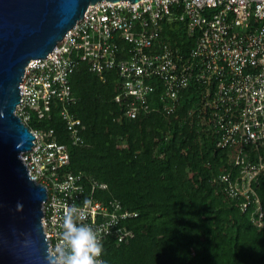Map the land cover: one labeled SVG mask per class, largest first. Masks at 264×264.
Masks as SVG:
<instances>
[{"label": "built area", "instance_id": "built-area-1", "mask_svg": "<svg viewBox=\"0 0 264 264\" xmlns=\"http://www.w3.org/2000/svg\"><path fill=\"white\" fill-rule=\"evenodd\" d=\"M172 20L185 22L195 38L187 52L162 36L163 23ZM82 62L102 77L109 69L118 71L115 101L124 103L132 118L156 108L152 81L160 84L166 114L175 111L183 90L191 84L202 87V113L216 147L229 153L233 165L214 182L264 229L259 193L264 183V0H101L89 5L45 58L26 66L15 112L27 126L33 118L50 117L57 107L72 144H84L83 123L70 109L75 101L70 76ZM29 129L33 145L19 157L30 177L47 189L42 223L49 252L54 254L63 213L73 204L84 213L77 222L92 225L103 248L110 240L132 239L127 220L138 212L125 209L117 198L98 197L106 183L87 186L81 174L66 172L70 153L54 128Z\"/></svg>", "mask_w": 264, "mask_h": 264}, {"label": "trees", "instance_id": "trees-1", "mask_svg": "<svg viewBox=\"0 0 264 264\" xmlns=\"http://www.w3.org/2000/svg\"><path fill=\"white\" fill-rule=\"evenodd\" d=\"M162 36L184 52L195 43L179 20L163 23ZM120 80L116 69L102 77L86 62L71 74L75 101L70 109L83 123L84 144H72L57 107L50 117L28 123L55 129L70 153L66 172L81 174L87 186L106 183L98 197L117 198L125 209L138 212L127 220L132 239L105 244L106 264H264V229L214 182L233 165L229 153L216 147L202 113V87L191 84L175 111L166 114L160 84L152 81L156 108L132 118L124 103L115 101ZM259 193L264 203V183Z\"/></svg>", "mask_w": 264, "mask_h": 264}, {"label": "water", "instance_id": "water-1", "mask_svg": "<svg viewBox=\"0 0 264 264\" xmlns=\"http://www.w3.org/2000/svg\"><path fill=\"white\" fill-rule=\"evenodd\" d=\"M98 1L0 0V264H54L42 223L47 189L19 157L35 137L15 112L19 85L29 62L45 58Z\"/></svg>", "mask_w": 264, "mask_h": 264}, {"label": "clouds", "instance_id": "clouds-1", "mask_svg": "<svg viewBox=\"0 0 264 264\" xmlns=\"http://www.w3.org/2000/svg\"><path fill=\"white\" fill-rule=\"evenodd\" d=\"M77 216L83 219L84 213L75 204L69 205L63 213L54 264H106L100 259L103 244L97 231L88 223L77 222Z\"/></svg>", "mask_w": 264, "mask_h": 264}]
</instances>
